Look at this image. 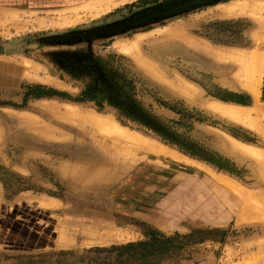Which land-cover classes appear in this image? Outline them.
<instances>
[{
	"label": "rangeland",
	"instance_id": "rangeland-1",
	"mask_svg": "<svg viewBox=\"0 0 264 264\" xmlns=\"http://www.w3.org/2000/svg\"><path fill=\"white\" fill-rule=\"evenodd\" d=\"M244 1L0 8V264H264V68L257 98L241 64L264 27Z\"/></svg>",
	"mask_w": 264,
	"mask_h": 264
},
{
	"label": "bare ground",
	"instance_id": "bare-ground-1",
	"mask_svg": "<svg viewBox=\"0 0 264 264\" xmlns=\"http://www.w3.org/2000/svg\"><path fill=\"white\" fill-rule=\"evenodd\" d=\"M101 2H102V0H101ZM236 8H240L242 10H247V11L251 12L252 15H254L258 20H260L263 23V27H264V3H253L251 1L246 0L240 6H236ZM259 41L264 43V30H263L262 35L259 37ZM241 64H243L244 67L246 68L245 69L246 70V75H247V78L249 80L248 83L250 82V85H249V87L247 86V89L249 90V88H250V91L253 92L254 96L259 98V94L260 93H259L258 86H259L260 83H259L258 78L262 77V70L264 68V55L259 54V53H257V54L256 53H252V55L246 56V58H244V60L242 61ZM218 109L221 112H223V113H225V114H227L228 116H231V117L232 116L236 117V118L237 117H243V114L238 112V111H236V110L222 109V108H218ZM255 153H256V151H255ZM256 154L258 156V157L256 156L257 158H261L264 161V152L261 151V152H257ZM262 171H264V169ZM263 176H264V174L262 175V177ZM225 185H227V183ZM229 188H231V187H229ZM45 202L46 201H44L43 204H46ZM48 202H49V200H48ZM46 206L49 207V208L52 207L51 204H48ZM47 207H45V208H47Z\"/></svg>",
	"mask_w": 264,
	"mask_h": 264
},
{
	"label": "trees",
	"instance_id": "trees-1",
	"mask_svg": "<svg viewBox=\"0 0 264 264\" xmlns=\"http://www.w3.org/2000/svg\"><path fill=\"white\" fill-rule=\"evenodd\" d=\"M109 95H110L109 97L101 99L98 97V95L95 92H93V90H90V91L86 92L83 96H85V97L87 96L88 97L87 99L98 101V103L100 101L101 104L104 101H108V104H110L111 106H114L116 108H120L123 115H125L127 118H130V119L137 121V122H142L137 117V113H135L136 106L130 101V99L128 98V96L126 94L114 92V93L109 94ZM145 125L147 126L146 123H145Z\"/></svg>",
	"mask_w": 264,
	"mask_h": 264
},
{
	"label": "crops",
	"instance_id": "crops-1",
	"mask_svg": "<svg viewBox=\"0 0 264 264\" xmlns=\"http://www.w3.org/2000/svg\"><path fill=\"white\" fill-rule=\"evenodd\" d=\"M63 1H73V0H0V8L2 9H14L19 7H25L27 5H30L32 3H41V4H48V3H57V2H63ZM80 1V0H76Z\"/></svg>",
	"mask_w": 264,
	"mask_h": 264
}]
</instances>
